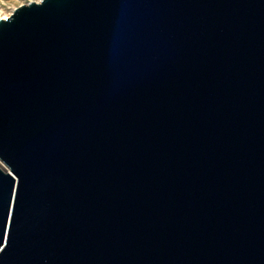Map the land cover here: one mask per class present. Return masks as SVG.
Masks as SVG:
<instances>
[{
	"label": "water",
	"instance_id": "water-1",
	"mask_svg": "<svg viewBox=\"0 0 264 264\" xmlns=\"http://www.w3.org/2000/svg\"><path fill=\"white\" fill-rule=\"evenodd\" d=\"M0 163V264H264V0L19 6Z\"/></svg>",
	"mask_w": 264,
	"mask_h": 264
},
{
	"label": "built area",
	"instance_id": "built-area-1",
	"mask_svg": "<svg viewBox=\"0 0 264 264\" xmlns=\"http://www.w3.org/2000/svg\"><path fill=\"white\" fill-rule=\"evenodd\" d=\"M31 0H0V20L8 18L12 12L21 5H25Z\"/></svg>",
	"mask_w": 264,
	"mask_h": 264
},
{
	"label": "bare ground",
	"instance_id": "bare-ground-1",
	"mask_svg": "<svg viewBox=\"0 0 264 264\" xmlns=\"http://www.w3.org/2000/svg\"><path fill=\"white\" fill-rule=\"evenodd\" d=\"M39 0H36L35 2H38ZM33 2V1H32ZM0 169L4 170L3 165L0 163Z\"/></svg>",
	"mask_w": 264,
	"mask_h": 264
},
{
	"label": "rangeland",
	"instance_id": "rangeland-1",
	"mask_svg": "<svg viewBox=\"0 0 264 264\" xmlns=\"http://www.w3.org/2000/svg\"><path fill=\"white\" fill-rule=\"evenodd\" d=\"M31 1L35 2L36 0H31Z\"/></svg>",
	"mask_w": 264,
	"mask_h": 264
}]
</instances>
